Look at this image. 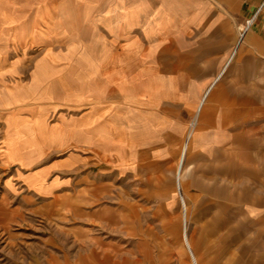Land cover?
<instances>
[{
	"label": "crops",
	"instance_id": "crops-1",
	"mask_svg": "<svg viewBox=\"0 0 264 264\" xmlns=\"http://www.w3.org/2000/svg\"><path fill=\"white\" fill-rule=\"evenodd\" d=\"M146 1L0 0L2 165L36 194L68 185L58 171L105 165L156 211L264 219V0ZM69 45L82 60L52 67ZM93 214L132 237L117 256L96 238L87 264H171L177 243L141 213ZM262 235L250 257H198L206 243L185 242L181 264H264Z\"/></svg>",
	"mask_w": 264,
	"mask_h": 264
},
{
	"label": "rangeland",
	"instance_id": "rangeland-1",
	"mask_svg": "<svg viewBox=\"0 0 264 264\" xmlns=\"http://www.w3.org/2000/svg\"><path fill=\"white\" fill-rule=\"evenodd\" d=\"M71 18L75 21L74 14ZM142 39L145 38L142 36ZM148 47L144 41L136 48L144 53ZM81 60L76 57L75 46L69 45L67 57H52L50 65L74 67ZM56 118L57 113H53L51 121ZM195 120L189 124L188 138ZM4 155L0 139V207L9 210V213H0V264H87L98 237L110 244L117 256L118 250L114 247L121 248L124 238L132 234L124 232L122 218L117 215L110 230L99 229L93 213L104 210L106 213H141L144 229L155 228L165 242L177 243L178 246L164 247L168 249L164 257L171 264L190 259L185 242L206 243L205 249L195 250L198 257L228 258L236 252L250 257V243L261 241L263 236L264 219L252 218L251 213H222L219 218L221 213H193L194 203L190 202L187 213H168L165 208L156 211V203L142 200L138 186L128 185L123 174L108 172L105 165L58 171L51 178L62 179L68 185L55 192L36 194L17 175V166L2 165ZM62 156L54 154L51 160L57 161ZM178 188L176 182L174 190ZM221 242L238 244V249L219 250L216 247Z\"/></svg>",
	"mask_w": 264,
	"mask_h": 264
},
{
	"label": "bare ground",
	"instance_id": "bare-ground-1",
	"mask_svg": "<svg viewBox=\"0 0 264 264\" xmlns=\"http://www.w3.org/2000/svg\"><path fill=\"white\" fill-rule=\"evenodd\" d=\"M187 236V235H186ZM187 240V239H186ZM194 256V255H193Z\"/></svg>",
	"mask_w": 264,
	"mask_h": 264
}]
</instances>
